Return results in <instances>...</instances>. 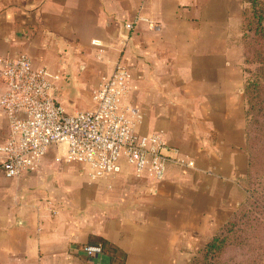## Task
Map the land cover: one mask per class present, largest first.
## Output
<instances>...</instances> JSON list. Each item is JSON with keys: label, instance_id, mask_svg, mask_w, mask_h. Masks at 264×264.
<instances>
[{"label": "crops", "instance_id": "0c3cea01", "mask_svg": "<svg viewBox=\"0 0 264 264\" xmlns=\"http://www.w3.org/2000/svg\"><path fill=\"white\" fill-rule=\"evenodd\" d=\"M245 0H0V57L28 56L61 77L70 113L118 61L139 131L163 132L195 169L167 165L161 182L91 179L51 147L36 171L8 178L0 154V264H189L245 198L249 172L240 20ZM132 22L128 30L125 24ZM96 42V43H94ZM5 85L0 81V95ZM10 122L0 111V146ZM98 238L114 255L89 256Z\"/></svg>", "mask_w": 264, "mask_h": 264}, {"label": "built area", "instance_id": "2783aa9c", "mask_svg": "<svg viewBox=\"0 0 264 264\" xmlns=\"http://www.w3.org/2000/svg\"><path fill=\"white\" fill-rule=\"evenodd\" d=\"M128 30L132 22L125 24ZM96 43V42H94ZM61 77L46 67H33L31 59L0 57V111L10 122V132L0 146L1 168L8 178L34 172L51 147L57 161L80 164L91 179L118 176L124 164L138 178L161 182L167 165L195 169V162L169 144L163 132L139 131L143 112L128 101L135 89L130 67L118 61L93 93L94 108L68 112L56 99ZM89 256L100 246L87 245Z\"/></svg>", "mask_w": 264, "mask_h": 264}, {"label": "rangeland", "instance_id": "374dc122", "mask_svg": "<svg viewBox=\"0 0 264 264\" xmlns=\"http://www.w3.org/2000/svg\"><path fill=\"white\" fill-rule=\"evenodd\" d=\"M246 3L251 10L250 22L246 25L250 29L244 33L240 30L239 36L241 42L245 39L251 60L245 62V69L248 78L255 82L258 79L263 85L264 0H246ZM249 119L256 160L246 181L245 198L217 232L221 250L196 253L198 256L195 254L190 260L197 256L193 264H264V113L256 108Z\"/></svg>", "mask_w": 264, "mask_h": 264}, {"label": "trees", "instance_id": "16d2710c", "mask_svg": "<svg viewBox=\"0 0 264 264\" xmlns=\"http://www.w3.org/2000/svg\"><path fill=\"white\" fill-rule=\"evenodd\" d=\"M245 2H246V0H245ZM250 12H251V10L248 9L247 7L242 12V16H241V20H240V30H242L243 33L250 29V28H247L248 26L246 27V25H249L248 23L250 22V18H251ZM241 40H240V42H241ZM241 44H242V48H243V55L245 57L244 62L249 63V62H251V60L248 57L247 45H246L245 39H243V42H241ZM245 72L247 75L246 69H245ZM262 75L264 76V74H262ZM244 95H245L246 103H247L246 136H247V148H248V153H249V172H248L247 178L243 182L244 189H246V181L248 180V178L250 177V175L253 171V168L255 165V160H256V156L254 154L253 145H252V134H251L252 131L250 130L251 123H250L249 117H250L251 111L256 109V108L261 111V114L264 113V99H263V97H264V84L262 85L258 79L255 82V81H253V79L248 78L246 76V82H245V86H244ZM218 233L200 251L197 252L198 255L203 253V252L210 253L212 251H217V250L220 251L221 250V248H222L221 244L222 243H220L221 239H220V237H219L220 235ZM96 240H97L96 242L98 244L96 246H100L101 251H102L101 254H103V255H107V254L114 255L115 252L117 251V248L113 244L108 242L107 240H105L103 238H98ZM197 256H195V257H197ZM195 257L193 258V261L196 259ZM193 261L190 263L193 264Z\"/></svg>", "mask_w": 264, "mask_h": 264}]
</instances>
